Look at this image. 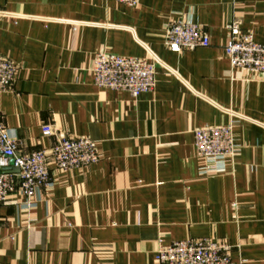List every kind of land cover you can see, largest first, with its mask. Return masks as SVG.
<instances>
[{
  "label": "crops",
  "instance_id": "obj_1",
  "mask_svg": "<svg viewBox=\"0 0 264 264\" xmlns=\"http://www.w3.org/2000/svg\"><path fill=\"white\" fill-rule=\"evenodd\" d=\"M198 24L211 45L170 51L165 29ZM238 23L264 43V0H0V56L19 65L0 93L18 151L55 136L90 137L98 163L51 169L34 208L0 206V264H157L160 242L210 238L231 258L264 263V75L232 68L225 46ZM99 52L157 64L153 91L98 87ZM232 123L237 151L203 173L193 131Z\"/></svg>",
  "mask_w": 264,
  "mask_h": 264
},
{
  "label": "built area",
  "instance_id": "obj_2",
  "mask_svg": "<svg viewBox=\"0 0 264 264\" xmlns=\"http://www.w3.org/2000/svg\"><path fill=\"white\" fill-rule=\"evenodd\" d=\"M114 1L130 7H136L139 2ZM228 30L225 50L232 68L264 75V43L255 41L253 34L242 31L236 22L230 24ZM165 44L170 51L180 53L208 47L211 41L198 24L180 20L165 29ZM18 71V64L0 56V93L14 85ZM91 71L98 87L126 91L134 98L153 91L157 84V64L146 58L99 52L93 59ZM43 132L55 136L50 149L21 153L12 131L0 116V206L11 194L19 193L25 197L26 207L34 208L38 191L54 185L50 177L52 167L67 171L99 162L96 143L90 137L62 136L48 124L43 126ZM193 133L197 152L204 160L201 171L225 170L227 160L233 159L237 151L232 123L199 127ZM13 168H18L19 172H13ZM231 248L226 242L210 238H188L169 244L160 242L156 261L157 264H252L232 260Z\"/></svg>",
  "mask_w": 264,
  "mask_h": 264
},
{
  "label": "water",
  "instance_id": "obj_3",
  "mask_svg": "<svg viewBox=\"0 0 264 264\" xmlns=\"http://www.w3.org/2000/svg\"><path fill=\"white\" fill-rule=\"evenodd\" d=\"M12 163V162H11ZM13 172H19V169L18 168H13L12 169Z\"/></svg>",
  "mask_w": 264,
  "mask_h": 264
}]
</instances>
